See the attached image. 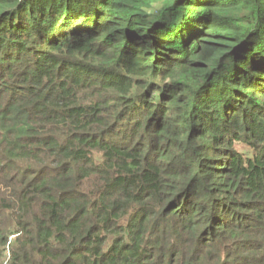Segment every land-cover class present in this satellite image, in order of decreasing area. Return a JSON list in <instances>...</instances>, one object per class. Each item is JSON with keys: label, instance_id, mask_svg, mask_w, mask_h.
<instances>
[{"label": "trees", "instance_id": "1", "mask_svg": "<svg viewBox=\"0 0 264 264\" xmlns=\"http://www.w3.org/2000/svg\"><path fill=\"white\" fill-rule=\"evenodd\" d=\"M0 264H264V0H0Z\"/></svg>", "mask_w": 264, "mask_h": 264}, {"label": "rangeland", "instance_id": "2", "mask_svg": "<svg viewBox=\"0 0 264 264\" xmlns=\"http://www.w3.org/2000/svg\"><path fill=\"white\" fill-rule=\"evenodd\" d=\"M97 157H98V155H97Z\"/></svg>", "mask_w": 264, "mask_h": 264}]
</instances>
